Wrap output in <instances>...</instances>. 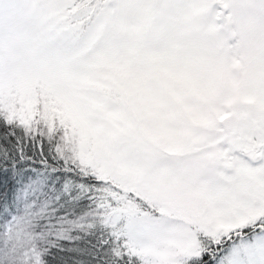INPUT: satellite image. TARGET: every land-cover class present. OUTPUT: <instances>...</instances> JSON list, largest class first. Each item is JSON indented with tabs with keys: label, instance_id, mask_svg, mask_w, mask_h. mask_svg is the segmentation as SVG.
I'll return each instance as SVG.
<instances>
[{
	"label": "snow or ice",
	"instance_id": "6c2138e0",
	"mask_svg": "<svg viewBox=\"0 0 264 264\" xmlns=\"http://www.w3.org/2000/svg\"><path fill=\"white\" fill-rule=\"evenodd\" d=\"M0 264H264V0H0Z\"/></svg>",
	"mask_w": 264,
	"mask_h": 264
}]
</instances>
